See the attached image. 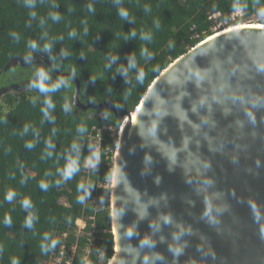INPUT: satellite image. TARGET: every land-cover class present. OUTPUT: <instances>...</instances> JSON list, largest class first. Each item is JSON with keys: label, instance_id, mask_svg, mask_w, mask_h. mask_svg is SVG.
<instances>
[{"label": "trees", "instance_id": "1", "mask_svg": "<svg viewBox=\"0 0 264 264\" xmlns=\"http://www.w3.org/2000/svg\"><path fill=\"white\" fill-rule=\"evenodd\" d=\"M234 4L252 17L264 0H0V90L30 85L23 93L1 98L0 264H11L13 258L19 264H55L54 254L63 244L68 249L76 246V264H86L88 233L94 230L97 246L89 261L98 263V252L104 251L102 264L110 262L114 235L106 187L112 182L116 137L109 128L118 131L122 125L109 109L99 113L75 106L72 78L63 77L66 84L41 93L31 87L38 67L16 66L4 72L11 60L47 53L59 73L79 79L83 105L111 99L119 114L131 113L170 64L214 35L217 22L237 13ZM121 9L126 17L120 16ZM29 42L36 47L29 48ZM133 62L136 67L130 68ZM47 69L49 85L61 79ZM141 69L143 82L137 80ZM46 99L52 101L51 108ZM81 127L85 131H78ZM104 127L100 163L87 169L94 150L90 137ZM72 161L79 171L66 180L63 173ZM81 183L84 188L78 187ZM10 191L11 201L6 199ZM25 199L30 207L23 206ZM29 217L31 227L26 225ZM6 218L10 224H5ZM79 220L86 224L82 236Z\"/></svg>", "mask_w": 264, "mask_h": 264}, {"label": "water", "instance_id": "2", "mask_svg": "<svg viewBox=\"0 0 264 264\" xmlns=\"http://www.w3.org/2000/svg\"><path fill=\"white\" fill-rule=\"evenodd\" d=\"M207 39L170 64L127 114L111 99L83 105L79 79L59 73L47 53L15 57L4 69L46 65L74 80L75 106L109 109L124 120L110 200L116 264H145L146 256L147 264H264V71L257 69L264 65V32ZM192 72L207 75L197 82ZM26 87L3 88L0 98ZM145 239L151 246H142Z\"/></svg>", "mask_w": 264, "mask_h": 264}, {"label": "clouds", "instance_id": "3", "mask_svg": "<svg viewBox=\"0 0 264 264\" xmlns=\"http://www.w3.org/2000/svg\"><path fill=\"white\" fill-rule=\"evenodd\" d=\"M29 7H32V5H29ZM233 10L235 12H240L242 9L238 6V5H233ZM31 15H35V12H32L30 13ZM128 15L127 11L124 10V9H121L120 10V16L122 17H126ZM257 15L264 19V7H260L258 8V11H257ZM53 19L54 20H58L59 19V16L58 15H53ZM14 36L16 35V33H12ZM74 34V33H73ZM28 47L29 48H35L36 47V44L35 42H29L28 44ZM46 48L48 47L47 45L45 46ZM143 54V53H142ZM26 59H31V54H28ZM130 68H134L136 67V64L135 62H133L132 64H130L129 66ZM257 69L259 71H264V65H257ZM119 71H121L122 73H124L125 75H127V69H119ZM35 75L36 77H38V79H35L31 82V87L33 89H39V91L41 93H48V92H52V91H55L56 89H58L61 85L63 84H66L67 81H65L63 78L59 79L55 84H51L49 85L48 84V81L50 79L49 75H48V72L44 69V68H39L36 70L35 72ZM144 70L141 69L138 76H137V80L140 81V82H143V78H144ZM206 73H200V72H192L189 76V78H192V77H195V79L197 80V82L199 81H202L205 79L206 77ZM34 103V101H33ZM45 103L47 104L48 108H51L53 105H52V101L50 99H46L45 100ZM203 103V101H202ZM65 110H67V106L65 105ZM45 111V114H47V108L44 109ZM249 115H251V113H249ZM155 130V126H153V131ZM78 131H85V129L83 127L79 128ZM29 147H31V144L28 145ZM100 159V153L98 150H95L93 151L92 155L89 157V161L92 162V166L93 168L96 166V163L99 161ZM79 171V168L77 166V163L76 161H72L68 166L67 168L64 170V178L67 180L69 178L72 177L73 173L74 172H77ZM110 179V177H109ZM43 187H47L46 184H42ZM79 188H84L85 185L83 183L79 184L78 185ZM87 195V192L85 193ZM14 193L13 192H8V194L6 195V199L11 201L12 197H13ZM80 202H83L84 200V196H81L78 198ZM23 206L24 207H30V201L28 199H25L23 201ZM253 207V211H254V215H255V218L259 221L260 220V215L258 212H256V208H255V205H252ZM122 210H117V215H119L121 213ZM219 211V209H218ZM211 212H212V208L211 206H209V208L207 209V211L205 212V216H211ZM5 224H10L11 223V220L10 218H6L5 219ZM26 225L31 227L32 225V221H31V217H29V219L26 221ZM128 235L131 236L132 235V229H129L128 230ZM261 235L264 236V225L261 226ZM57 243V241L53 240L52 241V246L54 247L55 244ZM144 245H149L151 246V241H149L148 239H145L144 241H142V246ZM47 250V249H45ZM172 251H174L177 255H179L182 251V249L180 247H176L174 249H172ZM157 259H159L160 257H156ZM145 264H147V261H148V257L146 256L145 258ZM11 264H19V261L15 258L12 259V262Z\"/></svg>", "mask_w": 264, "mask_h": 264}, {"label": "rangeland", "instance_id": "4", "mask_svg": "<svg viewBox=\"0 0 264 264\" xmlns=\"http://www.w3.org/2000/svg\"><path fill=\"white\" fill-rule=\"evenodd\" d=\"M219 16H214V19H217ZM239 23H248V24H264V19H262V18H260L257 14L256 15H254V16H252V17H246L243 13H242V11H240V12H237V13H235L232 17H231V19L229 20V21H227V22H217L216 23V25H215V27H214V31H216V32H218V31H221V30H223V29H225V28H229V27H231V26H233V25H236V24H239ZM216 32H214V33H216ZM29 86L30 85H27V89L29 88ZM21 89V88H20ZM25 91H27V90H24V91H22V93L23 92H25ZM19 93H21V91H19ZM12 94H16L15 92L14 93H12ZM2 104H3V102H2V100H1V98H0V107L2 106ZM3 111H7V108H5V109H3ZM124 120H122V122H123ZM120 130V129H119ZM119 130L117 131H113V134H114V137H116V141H115V143H114V147H113V149H112V152H113V167H114V159H115V150H116V147H117V144H118V138H119ZM102 136H103V132H102ZM100 160V159H99ZM87 164H85V167L87 168V169H92V164L88 167V166H86ZM107 189H109L110 190V192L112 191V182H111V184L109 185V186H107L106 187ZM110 200H111V196H110ZM61 203L63 204V205H66L67 204V202H66V199L65 198H63L62 200H61ZM110 206H111V204H110ZM77 225H78V235L79 236H82L83 234H84V231H85V227H86V224L84 223V221H82V220H79V221H77ZM96 235H97V231H92L91 233H88V236L90 237V244L88 245V247H87V250H86V252H85V254H86V256H85V259H86V261H87V264H90V261H89V256H90V254L92 253V250H93V248H96V246H97V244H96V240H97V237H96ZM98 253H100V255H102L103 256V254H104V251H101V252H98ZM101 259H102V257H101ZM102 262V261H101ZM101 262H99V264H101Z\"/></svg>", "mask_w": 264, "mask_h": 264}, {"label": "bare ground", "instance_id": "5", "mask_svg": "<svg viewBox=\"0 0 264 264\" xmlns=\"http://www.w3.org/2000/svg\"><path fill=\"white\" fill-rule=\"evenodd\" d=\"M246 30H257V31H262L264 32V24H248V23H239L235 26H231L229 28H225L221 31H218L214 34V36L210 37L209 39H207L204 43H208V42H211L213 41L214 39L218 38V37H221L223 35H226L228 33H232V32H237V31H246ZM203 43V44H204ZM143 103L142 105H140L138 108H137V111L133 113V116H132V129H131V135H130V139L131 141L134 140V136H135V131H136V127H137V124H138V121H139V118H140V115H141V112H142V109H143ZM126 128V123L125 125L123 126V130L124 131ZM122 135V133L120 132V136ZM120 152H121V145L120 144H117V147H116V150H115V159H114V166H118L119 165V161H118V158H119V155H120ZM114 171H116L115 168H113V174H114ZM115 224V222L113 223V225ZM114 231L116 233V225H115V228H114ZM116 251H115V257L110 261L109 264H116V261L119 259V243H118V240L116 242Z\"/></svg>", "mask_w": 264, "mask_h": 264}, {"label": "built area", "instance_id": "6", "mask_svg": "<svg viewBox=\"0 0 264 264\" xmlns=\"http://www.w3.org/2000/svg\"><path fill=\"white\" fill-rule=\"evenodd\" d=\"M214 32H216V31H214ZM101 119H103V115H101ZM104 129H106V128L104 127L103 129L97 130V133L90 137V146L94 148L93 151L98 150L100 155H101V146H102V141H103L102 132ZM109 129L112 132L115 130L112 127ZM98 162L100 163V160ZM85 164H87L86 166L89 167L92 164V162H90L89 159H87ZM94 168L92 166V169H94ZM64 237H66V235H64ZM54 256H55V258H54L55 264H76V262H75L76 246H73L70 249H68L66 244H63L59 247L58 252H56L54 254ZM101 257L103 259L104 254L102 256L99 253V259H100L99 262L102 261ZM84 262H86V264H87V261L85 258H84ZM99 262L98 263H90V264H99ZM101 264H102V262H101Z\"/></svg>", "mask_w": 264, "mask_h": 264}, {"label": "flooded vegetation", "instance_id": "7", "mask_svg": "<svg viewBox=\"0 0 264 264\" xmlns=\"http://www.w3.org/2000/svg\"><path fill=\"white\" fill-rule=\"evenodd\" d=\"M32 65L38 67V69L44 68L48 72V75H49L50 71L47 69L48 67L46 65H37V64H32Z\"/></svg>", "mask_w": 264, "mask_h": 264}]
</instances>
